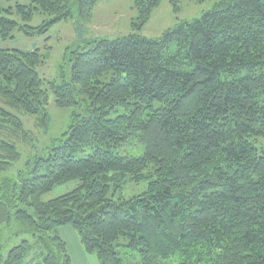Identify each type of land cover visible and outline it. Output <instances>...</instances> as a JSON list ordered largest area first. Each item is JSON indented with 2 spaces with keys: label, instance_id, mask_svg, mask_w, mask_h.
Instances as JSON below:
<instances>
[{
  "label": "trees",
  "instance_id": "1",
  "mask_svg": "<svg viewBox=\"0 0 264 264\" xmlns=\"http://www.w3.org/2000/svg\"><path fill=\"white\" fill-rule=\"evenodd\" d=\"M29 1L0 5V42L68 20L86 31L99 0ZM162 1L134 0L133 34L75 52L60 83L40 77V51L0 47L6 107L45 129L50 93L57 107L81 109L60 145L0 183V250L21 234L35 239L5 262L0 253V264H72L63 227L100 264H264V0H220L158 39L142 36ZM36 12L50 20L30 26ZM133 139L143 156L119 154ZM19 140L33 135L0 105V173L20 161ZM143 180L145 192L122 196ZM73 181V191L42 200Z\"/></svg>",
  "mask_w": 264,
  "mask_h": 264
},
{
  "label": "rangeland",
  "instance_id": "2",
  "mask_svg": "<svg viewBox=\"0 0 264 264\" xmlns=\"http://www.w3.org/2000/svg\"><path fill=\"white\" fill-rule=\"evenodd\" d=\"M219 1L208 0L204 3H199L196 0H163L154 11L149 22L142 29L141 35L149 39H158L162 37L165 31L175 29L182 23L202 17ZM29 2V0H0V5L4 9H14L17 4L28 5ZM175 7H178V12L175 11ZM73 11L75 14L77 13L76 5L73 7ZM136 16L137 11L134 6V0H99L93 11L92 18L86 24V31L84 29L83 36H78L77 21L68 20L47 28L46 33L31 37L16 30L13 34L14 39L1 41L0 47L24 52L40 51L45 56V64L38 69L40 77L45 81H57L60 83L63 72L68 77L71 76L75 52L88 51L93 47L91 42L94 41L117 39L133 34L131 24ZM9 17L10 19L19 21L16 15ZM49 20V17L36 12L30 26L34 28L41 27ZM82 26L84 28V25ZM172 50H176L175 45H173ZM0 105L18 116L23 121L25 129L33 135L32 142L16 141L18 151L21 153V159L8 171L0 173V183L7 179L16 178L21 172L24 173L35 162L36 158L44 156L52 148L60 145L59 140L72 124L74 113L81 112V109L78 107L66 109L57 107L54 94L50 93L49 105L47 106L49 126L48 129H45L39 125L40 117L25 115L17 110L6 107L1 97ZM258 147L264 149V138L258 140ZM118 153L123 156L138 158L143 156L144 148L137 139H133L127 145L120 148ZM148 184L149 180H143L138 184L128 182L124 187L122 196L125 199H130L140 195L147 190ZM79 185L78 181H73L64 186L57 187L51 193L45 195L42 200L46 202L65 195L79 187ZM16 226L13 224V228ZM68 228L69 230H73L75 236L78 238L77 231L72 227ZM11 231L6 229L3 232L1 242L11 235ZM58 233L61 237L63 235V240L68 245V253L72 264H100L96 253L90 254L83 251L84 256L80 255L71 231L67 230L64 232L60 229ZM23 240H28L33 244L35 242V239L30 234H21L13 238L9 244L7 243L0 250L3 262L7 259L9 251L13 247L20 245ZM79 247L82 248L81 245ZM31 260L32 258L28 257L23 264H31Z\"/></svg>",
  "mask_w": 264,
  "mask_h": 264
},
{
  "label": "crops",
  "instance_id": "3",
  "mask_svg": "<svg viewBox=\"0 0 264 264\" xmlns=\"http://www.w3.org/2000/svg\"><path fill=\"white\" fill-rule=\"evenodd\" d=\"M71 231L72 233H73V237L75 238V244H76V246L78 247V249H79V252H80V255L82 254L83 256H84V250H82L83 249V247L82 248H80L79 247V245H81V244H79L80 243V241H79V239L77 238V236H75V233H74V231L73 230H69V228L68 227H63V228H61V231H64V232H66V231ZM63 233V232H62ZM62 238H64L63 237V235H62Z\"/></svg>",
  "mask_w": 264,
  "mask_h": 264
},
{
  "label": "water",
  "instance_id": "4",
  "mask_svg": "<svg viewBox=\"0 0 264 264\" xmlns=\"http://www.w3.org/2000/svg\"><path fill=\"white\" fill-rule=\"evenodd\" d=\"M76 25H77L78 36H83V32H84L83 26L80 23H78V22H76Z\"/></svg>",
  "mask_w": 264,
  "mask_h": 264
}]
</instances>
